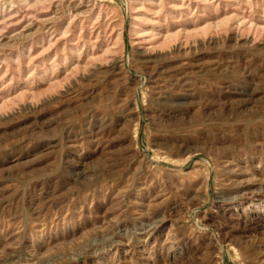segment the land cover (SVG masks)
I'll list each match as a JSON object with an SVG mask.
<instances>
[{
    "label": "rangeland",
    "instance_id": "obj_1",
    "mask_svg": "<svg viewBox=\"0 0 264 264\" xmlns=\"http://www.w3.org/2000/svg\"><path fill=\"white\" fill-rule=\"evenodd\" d=\"M159 1L0 0V264H264V0Z\"/></svg>",
    "mask_w": 264,
    "mask_h": 264
},
{
    "label": "bare ground",
    "instance_id": "obj_2",
    "mask_svg": "<svg viewBox=\"0 0 264 264\" xmlns=\"http://www.w3.org/2000/svg\"><path fill=\"white\" fill-rule=\"evenodd\" d=\"M37 4L40 3V2H43L44 0H34ZM47 1V0H45ZM159 1V0H158ZM33 2V1H32ZM134 2V1H132ZM131 3V2H130ZM170 3V2H169ZM179 3V2H178ZM29 4V3H28ZM251 4V3H250ZM33 5L35 6V4L33 3ZM157 9L159 8L158 5H161V1H159L157 4ZM259 5V4H258ZM256 6V5H255ZM10 7V6H9ZM41 6H39L40 8ZM215 7V6H214ZM102 8V7H101ZM137 9V8H136ZM68 11V10H67ZM71 11V10H70ZM10 12V11H9ZM69 12V11H68ZM16 13V11H15ZM34 13V12H33ZM40 13V12H39ZM3 17V16H2ZM173 18V17H172ZM17 21V20H16ZM246 21V20H245ZM91 23V22H90ZM172 24V23H171ZM38 26V25H37ZM3 29V28H2ZM89 29V28H88ZM170 29V28H169ZM172 29V28H171ZM174 30V29H173ZM157 31V30H156ZM61 33V32H60ZM179 31H169L168 29L163 33L161 34L160 32H152L150 33L151 36H153V38H155L156 40H160L161 42L162 41H165L167 39H172L174 37H176L178 35ZM145 35V34H144ZM42 38V37H41ZM149 38V37H148ZM177 39V38H176ZM107 41V40H106ZM49 42V41H48ZM84 42V41H83ZM29 55V54H28ZM27 63V62H26ZM19 65V64H18ZM19 70V69H18ZM59 70V69H58ZM46 73V72H45ZM42 78V77H41ZM31 88V87H30ZM29 93V92H28Z\"/></svg>",
    "mask_w": 264,
    "mask_h": 264
}]
</instances>
